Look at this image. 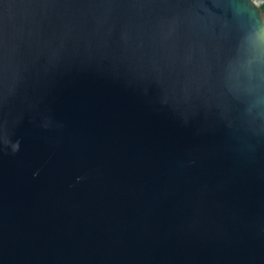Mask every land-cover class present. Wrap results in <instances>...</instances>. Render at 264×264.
<instances>
[{
    "label": "water",
    "instance_id": "water-1",
    "mask_svg": "<svg viewBox=\"0 0 264 264\" xmlns=\"http://www.w3.org/2000/svg\"><path fill=\"white\" fill-rule=\"evenodd\" d=\"M0 264H264V0H0Z\"/></svg>",
    "mask_w": 264,
    "mask_h": 264
}]
</instances>
